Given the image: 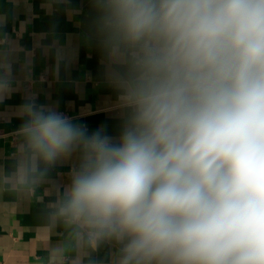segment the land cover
Here are the masks:
<instances>
[{
    "label": "clouds",
    "instance_id": "9594fccd",
    "mask_svg": "<svg viewBox=\"0 0 264 264\" xmlns=\"http://www.w3.org/2000/svg\"><path fill=\"white\" fill-rule=\"evenodd\" d=\"M88 4L118 130L26 100L0 191L78 154L50 213L77 247L110 243L114 264H264V0ZM13 87L0 57V102Z\"/></svg>",
    "mask_w": 264,
    "mask_h": 264
},
{
    "label": "crops",
    "instance_id": "0c3cea01",
    "mask_svg": "<svg viewBox=\"0 0 264 264\" xmlns=\"http://www.w3.org/2000/svg\"><path fill=\"white\" fill-rule=\"evenodd\" d=\"M8 34L0 57L11 64L14 87L0 102V167L13 164L16 109L28 99L51 106L90 129L101 124L115 135L110 89L103 82L99 53L89 40L88 0H0ZM78 154L58 162L29 190L0 191V264H114L115 248L77 247L71 229L51 210L78 166Z\"/></svg>",
    "mask_w": 264,
    "mask_h": 264
}]
</instances>
